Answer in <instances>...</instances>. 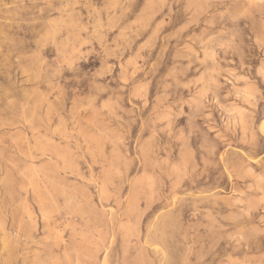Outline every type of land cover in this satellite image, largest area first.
I'll list each match as a JSON object with an SVG mask.
<instances>
[{"label":"rangeland","instance_id":"1","mask_svg":"<svg viewBox=\"0 0 264 264\" xmlns=\"http://www.w3.org/2000/svg\"><path fill=\"white\" fill-rule=\"evenodd\" d=\"M263 128L264 0H0V264H264Z\"/></svg>","mask_w":264,"mask_h":264},{"label":"bare ground","instance_id":"2","mask_svg":"<svg viewBox=\"0 0 264 264\" xmlns=\"http://www.w3.org/2000/svg\"><path fill=\"white\" fill-rule=\"evenodd\" d=\"M264 129V128H263ZM28 144V143H27ZM41 153H42V151H41ZM31 156V155H30ZM32 159V158H31ZM30 159V160H31ZM61 159V158H60ZM58 160V159H57ZM62 160H64V159H62ZM35 168V167H34ZM38 176V175H37ZM32 183V182H31ZM35 185V184H34ZM31 190V189H30ZM34 192V191H33ZM33 195V194H32ZM39 198V197H38ZM30 214V213H29ZM27 215V214H26ZM28 217V216H27ZM31 218V217H30ZM150 235V234H149ZM61 240V239H60ZM63 241V240H62ZM6 244V243H5ZM3 246V245H2ZM5 246H3V248H4ZM164 257V256H163Z\"/></svg>","mask_w":264,"mask_h":264}]
</instances>
